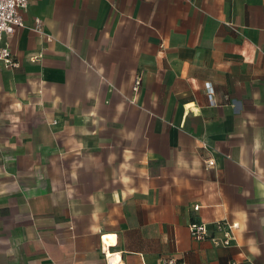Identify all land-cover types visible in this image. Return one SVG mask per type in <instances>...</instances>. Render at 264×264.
I'll use <instances>...</instances> for the list:
<instances>
[{"label":"crops","instance_id":"1","mask_svg":"<svg viewBox=\"0 0 264 264\" xmlns=\"http://www.w3.org/2000/svg\"><path fill=\"white\" fill-rule=\"evenodd\" d=\"M29 3L2 42L0 264H264V0ZM224 217L229 246L189 232Z\"/></svg>","mask_w":264,"mask_h":264},{"label":"built area","instance_id":"2","mask_svg":"<svg viewBox=\"0 0 264 264\" xmlns=\"http://www.w3.org/2000/svg\"><path fill=\"white\" fill-rule=\"evenodd\" d=\"M31 0H0V62L7 68L19 67L20 62L15 59L12 49L5 44H2L5 35H11L18 27H25V19L22 16V12L25 11L30 5ZM37 33H44L43 18L37 17L34 25L31 27ZM141 77H138L135 81V88L141 83ZM210 99L217 104V100L214 98V90H209ZM206 167L212 168L215 166L216 161L213 158L206 159ZM199 205L195 206L198 209ZM239 227V223L231 221L229 218H222L213 222V231L211 232L209 226L202 221L194 220L189 225V232L192 237L197 240L210 239L215 246H229L232 241L236 239V231ZM218 233V234H217ZM170 264H174V260L169 261Z\"/></svg>","mask_w":264,"mask_h":264},{"label":"bare ground","instance_id":"3","mask_svg":"<svg viewBox=\"0 0 264 264\" xmlns=\"http://www.w3.org/2000/svg\"><path fill=\"white\" fill-rule=\"evenodd\" d=\"M108 241H110V242H112V241H114V236H109V238H108Z\"/></svg>","mask_w":264,"mask_h":264}]
</instances>
